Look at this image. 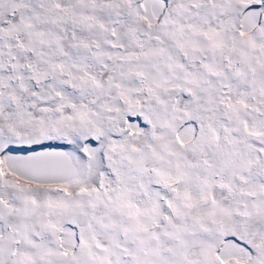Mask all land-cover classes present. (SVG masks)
Instances as JSON below:
<instances>
[{"label":"snow or ice","instance_id":"6c2138e0","mask_svg":"<svg viewBox=\"0 0 264 264\" xmlns=\"http://www.w3.org/2000/svg\"><path fill=\"white\" fill-rule=\"evenodd\" d=\"M0 264H264V0H0Z\"/></svg>","mask_w":264,"mask_h":264}]
</instances>
